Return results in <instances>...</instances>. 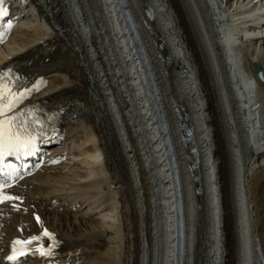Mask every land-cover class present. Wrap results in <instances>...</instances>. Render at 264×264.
<instances>
[{
	"label": "bare ground",
	"instance_id": "6f19581e",
	"mask_svg": "<svg viewBox=\"0 0 264 264\" xmlns=\"http://www.w3.org/2000/svg\"><path fill=\"white\" fill-rule=\"evenodd\" d=\"M10 1L23 15L0 47V72H11L17 95L27 93L18 108L36 103L54 114L56 128L47 141L70 139L16 188L29 214L3 219L1 235H41L53 249L49 259L18 264H73L82 257L81 264H142L144 231L150 264H176L168 151L115 0H77L84 34L69 0ZM128 1L139 23L147 5L155 14L151 29L140 26V37L162 80L160 106L174 130L188 221L186 264H264V101L254 88L257 80L264 83V21L256 16L264 0ZM160 36L169 60L158 56ZM243 36L252 46L245 55ZM245 57L246 73L240 67ZM98 67L127 126L138 179ZM185 113L199 149L200 195L182 139ZM65 155L70 161L55 165ZM70 163L86 170L66 182L62 170ZM5 244L0 240V256Z\"/></svg>",
	"mask_w": 264,
	"mask_h": 264
},
{
	"label": "snow or ice",
	"instance_id": "6c2138e0",
	"mask_svg": "<svg viewBox=\"0 0 264 264\" xmlns=\"http://www.w3.org/2000/svg\"><path fill=\"white\" fill-rule=\"evenodd\" d=\"M2 2V0H0ZM5 10L0 7V16L5 15ZM11 80L9 79L8 72H0V164L7 156H15L20 158L21 156L32 155L36 150V141L40 136L39 132H36L33 127L21 119L23 113L15 116H8L7 113L13 111V109L19 104L26 92L19 93L17 95L12 91L10 87ZM9 171L6 173L11 176L15 171L12 165H8ZM2 170V169H0ZM6 184H0V189L6 187ZM4 199H12L11 197L0 196V201ZM37 220L39 218L37 217ZM51 238V234L46 230L43 234ZM41 237H31L27 241L16 240L14 242V254L9 257L10 260H15V252L19 251L23 254V249H16L15 245L31 244L32 241L39 240Z\"/></svg>",
	"mask_w": 264,
	"mask_h": 264
},
{
	"label": "rangeland",
	"instance_id": "374dc122",
	"mask_svg": "<svg viewBox=\"0 0 264 264\" xmlns=\"http://www.w3.org/2000/svg\"><path fill=\"white\" fill-rule=\"evenodd\" d=\"M25 21H29V19H27V20H25ZM264 46V45H263ZM245 47H248V48H251L252 46L250 45L249 46V43L247 42L246 44H245ZM258 69V67H256V69H254V73H255V76H256V78H258L257 77V73H256V70ZM258 81V80H257ZM258 87H259V92H260V95L261 96H263V101H264V83H262V82H258ZM262 115L264 116V110H262ZM68 141H70V139L68 140ZM65 146H68V144H66ZM72 154V153H71ZM71 154H69V155H71ZM73 155V154H72ZM71 155V156H72ZM67 161H70V159L68 160L67 159ZM66 162V161H65ZM65 162H63L64 164L63 165H61V166H65ZM60 166V165H59ZM66 166H68V165H66ZM79 168V169H78ZM85 170H86V168H84L83 166H81V165H79V164H77V163H75V164H72V163H70L69 164V167H67V168H65V169H63L62 171H63V175H67L66 177H65V180H66V182L67 181H69L70 179V177H72V176H74V175H76L77 173H81V175H84L85 174ZM68 173H69V176H68ZM83 173V174H82ZM71 174V175H70ZM68 177V178H67ZM141 217V216H140ZM198 256L199 255H195V257L196 258H198ZM141 262L143 263V258H142V260H141Z\"/></svg>",
	"mask_w": 264,
	"mask_h": 264
},
{
	"label": "water",
	"instance_id": "95a60500",
	"mask_svg": "<svg viewBox=\"0 0 264 264\" xmlns=\"http://www.w3.org/2000/svg\"><path fill=\"white\" fill-rule=\"evenodd\" d=\"M190 126H191V125H190ZM190 130H193V128L190 127ZM191 138H192V137H191ZM191 147L193 148L192 151H193V153H194V156H195L196 160H198V158H197V153H198V151H197V146H196V143H195L194 141L191 142ZM218 153H219V152H216V153H215V156H217ZM196 163H197V161H196Z\"/></svg>",
	"mask_w": 264,
	"mask_h": 264
}]
</instances>
